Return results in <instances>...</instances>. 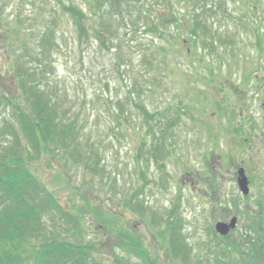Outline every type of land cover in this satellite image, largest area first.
<instances>
[{
    "label": "rangeland",
    "instance_id": "374dc122",
    "mask_svg": "<svg viewBox=\"0 0 264 264\" xmlns=\"http://www.w3.org/2000/svg\"><path fill=\"white\" fill-rule=\"evenodd\" d=\"M76 1L86 8L83 0ZM161 1L132 3L136 6L146 3L153 12H159L163 8ZM31 2L0 0L3 26L38 32L51 10L59 9L58 0ZM132 14L125 12L124 19L119 14L121 18L112 21L118 30L115 35L119 39L115 44L120 48L117 50L110 44L100 45L93 38L87 44H80L75 27L64 17L57 27L58 36L61 32L62 35L55 62L60 87L68 91L65 106H72L74 113L85 121L84 135L102 157L100 167L105 173L102 177L83 166L68 167L64 159L51 155L35 161L33 170L58 201L73 216H79L81 228H74L72 220H61L58 214L54 218L62 223L54 225L52 213L46 216L48 224L52 231L68 240H90L96 257L106 264H199L200 261L201 264L220 261L238 264L240 254L248 252L247 244L225 252V248L217 245L226 239L216 234L215 223L238 215L240 228L231 238L233 241L244 239L246 243L243 214L264 210V79H256L252 74L261 65L259 73L263 77L264 56L258 55L253 47L254 37L242 32L241 43L247 45L246 51L250 54L247 63L231 71L218 67L217 63L197 62L193 66L183 51L178 55L173 48L176 45L168 37L167 64L164 62L161 66L162 73L153 70L157 74L155 85L160 88L158 93L163 94L158 95L159 101L178 103L183 110L182 118L175 126L172 152L161 159L164 167L151 164L145 181L139 177L136 157L142 140L139 135L144 132L138 133L142 116L128 109V105L126 116L129 118L118 119L114 107L117 98L125 97L127 84L134 80L139 87L144 84L143 52L150 54L154 50L160 58L165 55L154 46L159 39L152 32L138 28L127 34L130 27H151L142 23L138 11ZM175 61L179 66H175ZM211 67L214 74L210 72ZM147 68L151 69L149 65ZM144 97L153 99L148 91ZM148 106L153 109L152 104ZM252 142H256L253 150L249 149ZM242 161L251 181L248 195L241 193L235 178ZM143 167L147 169L146 162ZM133 189L145 200V210L136 209L138 201H134L135 206L123 202L124 192ZM83 196L90 199L92 208ZM260 203L263 204L259 207ZM214 207L216 213L211 214ZM221 207L224 210L217 213ZM116 212V217L111 215ZM256 244L262 245L261 241ZM252 249L256 250L255 245ZM185 252H189L188 261L182 259Z\"/></svg>",
    "mask_w": 264,
    "mask_h": 264
},
{
    "label": "trees",
    "instance_id": "16d2710c",
    "mask_svg": "<svg viewBox=\"0 0 264 264\" xmlns=\"http://www.w3.org/2000/svg\"><path fill=\"white\" fill-rule=\"evenodd\" d=\"M31 1L34 4V0ZM83 1L86 8L76 0H58L59 9L51 10L38 32L4 27L0 17V264H106L96 257L90 240H68L51 230L46 218L51 213L54 225L62 223L54 218L55 214L61 220H72L76 229L81 228V222L79 216H73L58 201L32 167L35 161L51 155L64 159L68 167L83 166L102 177L105 173L100 167L102 157L84 135L85 121L74 113L72 106H65L68 91L59 84L55 58L61 48L59 37L62 32L58 36L57 27L63 17L75 27L80 44H87L93 38L100 45L110 44L117 50L120 48L115 44L119 39L115 35L118 30L113 27V19L121 18L120 15L124 19L125 12L138 11L142 23L151 27H130L127 34L143 28L159 39L154 46L165 56L157 57L154 50L150 54L143 52L144 72L141 75L144 84L139 87L136 80L127 84L125 97L117 98L114 107L118 119H128V109L136 110L142 116L138 133L144 132L139 135L142 140L136 157L139 177L145 181L151 164L164 167L165 162L161 159L172 152L175 126L182 118L183 110L178 103L159 101L158 95L163 94L158 93L160 88L157 83L155 85L157 74L153 70L162 73L161 66L164 62L167 64L165 42H170L168 37L176 45L173 48L178 55L183 51L193 66L197 62L217 63L218 67L231 71L247 63L250 54L246 51L247 45L241 43L244 41L240 37L242 32L254 37L253 47L258 55L264 56V0H162L163 8L159 12H153L146 3L140 4L141 7L132 3H140V0ZM178 3L179 8L176 7ZM147 65L151 69H145ZM177 65L179 62L175 61ZM117 69L120 70V64ZM260 71L261 65L252 70L256 79H264ZM210 72L214 74L212 67ZM147 91L154 101L145 99ZM112 181L115 184L117 178ZM117 191L116 195L119 194ZM133 191H123V202L135 206L134 201H138L136 209L145 210V200L138 197L136 189ZM83 198L90 206V199ZM256 211L248 214V222L255 220V239L249 251L240 254L238 264L264 261V210ZM99 214L103 213L99 211ZM111 215L116 217L118 212ZM259 241L262 245L256 244ZM217 245L227 250L235 247L237 241H219ZM253 245L256 250L251 249ZM243 256L248 258L243 259ZM188 258L189 252H185L182 259L188 261Z\"/></svg>",
    "mask_w": 264,
    "mask_h": 264
},
{
    "label": "flooded vegetation",
    "instance_id": "af4514ba",
    "mask_svg": "<svg viewBox=\"0 0 264 264\" xmlns=\"http://www.w3.org/2000/svg\"><path fill=\"white\" fill-rule=\"evenodd\" d=\"M252 143H253V145H252ZM252 143H249V149H252L253 150V148H254V146H255V144H256V142H252ZM257 150V149H256ZM253 152H255V151H253ZM252 156V155H251ZM252 159H253V161H255V157H251ZM243 163H244V161H242L241 163H239V165H238V167H237V171H235V178H236V180H237V177H238V171L240 170V168L241 167H244V169H245V172H246V174L248 175V173H247V171H246V168H245V166L243 165ZM250 184H251V181H250ZM211 189H212V187H211ZM210 196V195H209ZM209 198H212V195L209 197ZM249 207V206H248ZM216 207H214L213 209H211V214H215L216 213ZM222 210H224L222 207L221 208H219V210L217 211V213H220ZM206 212V211H205ZM222 213V212H221ZM249 214V213H248ZM248 214H246V213H244L243 214V221H244V224H243V234L245 235V233H246V243H245V240L243 239V240H238L237 239V246L236 247H232V248H229L230 250H233V251H236V250H238V249H241V247H242V245L243 244H247V250L249 251V247H250V245H252V241H254V239H255V231H254V228H256V226H254V223H255V220H249V222H248V219H249V215ZM236 217L238 218V215H236ZM231 219V218H230ZM222 220V219H221ZM217 221H219V220H217ZM216 221V222H217ZM223 221H227V219L226 220H223ZM229 221V220H228ZM240 221H241V219H237V225H236V227L233 229V230H231L227 235H224V236H222V238H224V240L226 239H228L229 241H233L232 240V238H231V234L234 232V231H236L237 229H239L240 227ZM249 228V229H248ZM253 235H254V237H253ZM225 240V241H226ZM252 249V248H251ZM228 250V249H227ZM227 250H225V252L227 251ZM250 251H252V250H250Z\"/></svg>",
    "mask_w": 264,
    "mask_h": 264
},
{
    "label": "water",
    "instance_id": "95a60500",
    "mask_svg": "<svg viewBox=\"0 0 264 264\" xmlns=\"http://www.w3.org/2000/svg\"><path fill=\"white\" fill-rule=\"evenodd\" d=\"M238 184H239L240 190L244 194H248L250 192L249 178H248L247 174L245 173V170L243 167L239 171ZM236 224H237V217H233L230 220V222L217 221L215 228H216L218 233H220L222 235H226L231 229L236 227Z\"/></svg>",
    "mask_w": 264,
    "mask_h": 264
}]
</instances>
